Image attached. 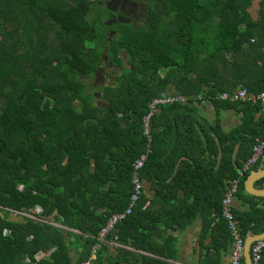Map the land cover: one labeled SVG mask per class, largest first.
<instances>
[{
    "label": "trees",
    "instance_id": "trees-1",
    "mask_svg": "<svg viewBox=\"0 0 264 264\" xmlns=\"http://www.w3.org/2000/svg\"><path fill=\"white\" fill-rule=\"evenodd\" d=\"M253 1L152 0L141 29H133L131 23L119 24V36L109 38L107 34L117 28L102 23L107 11L97 10L90 16L94 2L0 0V264H23L24 257L30 258V264L86 261L108 217L125 211L132 165L141 154L147 156L139 171L143 196L107 237L125 249H118V261L109 257L101 264H129L125 259L131 255L129 247L164 259L146 258V264H169L165 260L174 258L175 238L166 234V228L156 230L159 214L143 209L146 181L156 184V190L175 183L154 181L164 170L160 158L167 134L172 146L184 141L190 144V137H196L198 156L187 169L195 167L201 174L217 177L211 181L216 192L213 188L209 196H196L191 204L183 201L181 206L174 196L168 201L175 210L179 207L178 214L171 211L168 220L181 223L180 229L198 214L208 225L214 224L201 264H219L214 256L231 247L221 202L234 181H238L234 198L250 207L248 211L231 207L241 237L246 240L264 233V197L251 196L244 187L251 172L264 169L261 159L239 177L254 145L264 139L259 102L217 99L220 93L238 87L253 94L264 91V59L255 67L253 57L255 50L264 49V0H258L255 20L248 11ZM156 3L162 8L160 13L155 11ZM14 15L19 27L25 22L28 28L31 53L19 55L11 42L14 31L6 26ZM65 38L69 44L62 43ZM90 42L92 48H88ZM122 55L134 70L123 67ZM104 57L121 72L114 77L115 84L103 86L102 94L96 96L98 89L89 81L107 63ZM160 71H165L164 76ZM161 94L188 100L158 109L151 120L152 141L146 148L141 121L150 100ZM200 95H210L218 109L241 111V125L226 133L218 119L214 126H207L196 116ZM99 100L106 104L100 105ZM158 112L168 114L165 122H160ZM176 124L184 127L182 134ZM202 148L204 155H211L209 166L205 163L208 157H201ZM203 183L195 185L202 187ZM255 187L264 189V178ZM163 199L156 201L162 204ZM149 202L152 206L153 201ZM194 204L202 209L192 211ZM36 207L43 211V220L53 216L52 221L9 219L13 212L28 214ZM103 208L106 212H100ZM30 215L38 217L35 210ZM106 248L101 244L97 250L98 262ZM38 253L47 256L35 261ZM260 264H264V250Z\"/></svg>",
    "mask_w": 264,
    "mask_h": 264
},
{
    "label": "crops",
    "instance_id": "crops-1",
    "mask_svg": "<svg viewBox=\"0 0 264 264\" xmlns=\"http://www.w3.org/2000/svg\"><path fill=\"white\" fill-rule=\"evenodd\" d=\"M244 48L247 47L244 46ZM253 54V57L256 58L255 67H258L261 65L260 58L262 57L264 59V49L258 51L255 50ZM241 60L243 61L244 59H242L241 57ZM195 110L196 116L201 118L207 126H214L216 120L218 119L220 128L225 133L233 130L234 128H237L242 123L243 113H241V111H236L233 108L218 109L214 102H205L203 104H198L195 106ZM157 114L158 117L161 118L160 122H165L166 116L168 114L166 112H158ZM173 119L174 118L172 117V120ZM205 124L203 123L202 125L206 129ZM175 127H177V132L181 134L185 131L184 127H180V125L176 124ZM198 130L199 129L196 130L197 133ZM190 139L192 141L190 144H187L184 141L177 143L176 146L171 145L172 142L168 134L165 136V141L163 140L165 145H163V150L161 152L160 159L161 162H164V170L163 173H160L154 181L159 182L158 179H163L166 182H169V184L171 182H175L173 185L159 186L156 190V184L147 181L144 183V194L147 203H145L143 209L149 210V212L154 211L156 215L159 214L156 218L160 220V222H157L156 230L158 228L160 230L166 228V234L175 238L174 258L170 260H165V262L169 264H201V259H203V257L205 256L207 252V247L210 245L212 233L215 231L213 229L215 228L214 224L211 222L208 225V222L202 220L199 214L196 216V218H193L191 222H184L185 227L182 229L179 228V226H181V223H178V226L177 224H174L175 222L168 220V218L170 217L169 213L175 210L174 208H172L174 205L168 202L170 201L169 198H171V196H174L176 198L177 206H181V203L183 201H186L187 205L191 204L192 200L196 196L203 197L206 193L208 194L207 196L211 195V193L213 192V188L214 193L216 192L215 184L211 182L217 181L216 175L201 174L196 171L195 167H192L191 170L187 169L186 167L189 165H193L196 156H198L196 152V149L198 148V141L194 136L190 137ZM205 147L208 148L210 146ZM201 152V157H208L205 162L208 166L213 163L210 158L211 155H204L205 148H202ZM197 161L200 162L199 157H197ZM261 163L262 165H264V157L261 158ZM199 181H202V183L204 182L202 184V187L195 185V183ZM254 188L258 189L255 187V184ZM159 197H161L162 199L166 198V200L163 199L165 201L162 200L163 203L160 204L159 201H156V198ZM223 199L221 202L222 216ZM149 201H153V203L151 204L152 206H149V203H151ZM231 207L232 209L238 211H248L250 208L246 202L237 198L232 199ZM178 208L175 210L177 214ZM191 209L192 211H199L202 209V207L201 205L194 204ZM104 211L105 209L103 208L100 212ZM49 221H52V219H49ZM170 222L172 223V226H174V229H172ZM54 225L62 227L57 224ZM62 229H64L65 231H69L64 227H62ZM104 244L107 246V248L106 251H102V253L99 255L98 258L100 262L97 261V256H95V259L93 260L92 264H101L104 261L107 262L109 260V257L114 258L116 261H118V259L120 258V252H118V249H120L119 244L117 245L112 241H108L107 239ZM126 249L131 251V255H127L125 258L127 261H129V264H143L147 262L145 260L146 258L164 261V259L157 257L150 252H144L130 247ZM231 249L232 247H229L226 251H223L217 257L214 256V260L218 261L219 264H231L229 261Z\"/></svg>",
    "mask_w": 264,
    "mask_h": 264
},
{
    "label": "built area",
    "instance_id": "built-area-1",
    "mask_svg": "<svg viewBox=\"0 0 264 264\" xmlns=\"http://www.w3.org/2000/svg\"><path fill=\"white\" fill-rule=\"evenodd\" d=\"M218 100L222 102H240V103H257L259 102L260 105V116L264 118V91L260 92L259 94H253L245 87H238L231 92H222L217 97ZM187 97L180 96V95H166L161 94L160 96L154 97L150 100L147 105L146 112L141 121L142 132L145 138V146L146 148L149 147L152 141V134H151V120L158 111V109L162 106H169L174 104H184L187 101ZM197 101H200L201 104L205 102H211L213 99L210 95L204 97L202 95L196 98ZM264 155V139L259 140L256 142L252 149V154L245 162L242 167V171L239 173V177L243 176V173L250 170L259 159H261ZM146 154H141L139 157L134 161L132 165V176H131V191L128 198V204L124 212L113 213L108 217V220L104 227L99 231V234L96 237V245L94 246L93 251H91L90 257L80 263V264H91V262L95 259L97 250L100 248L101 244H104L109 233L112 232L115 227L123 222L127 216H129L133 209L137 206L139 200L143 195V183L139 176V171L142 169L145 161H146ZM238 181H234L231 190L225 193L223 199V216L227 222L228 230L230 231L232 237V244H231V253L229 257V261L231 264H245L244 261V242L245 240L241 237L239 229L237 227L236 222L233 219L232 212H231V201L234 198V194L237 190ZM37 213L40 215L43 211L37 207ZM14 215H23L26 218H34L36 221H43L41 217H35L33 215H27L22 213L13 212ZM32 220V219H31ZM7 232L8 231H4ZM264 250V239L256 241L251 245L250 248V257H251V264H260L262 258V252ZM43 256V253H38L34 256L35 261H39Z\"/></svg>",
    "mask_w": 264,
    "mask_h": 264
},
{
    "label": "rangeland",
    "instance_id": "rangeland-1",
    "mask_svg": "<svg viewBox=\"0 0 264 264\" xmlns=\"http://www.w3.org/2000/svg\"><path fill=\"white\" fill-rule=\"evenodd\" d=\"M48 1L50 3L54 2V0H48ZM88 1L95 3L94 5L95 8L90 12V16L93 15L97 10L103 11V12L107 11L105 12L106 15L104 17H101V20H102V23L107 25L108 27L114 26L117 28L116 32L114 31L113 33L107 34L109 38H113V37L119 36L120 30H121V27H119V24L131 23L133 29H141V27H143L145 24V13L149 9L148 5L151 3L152 0H88ZM154 8L156 12L158 13L161 12L162 8L160 7V3H156L154 5ZM257 10H258V0H255L253 1V4L248 10L251 18L253 17L252 19L254 20L256 19ZM24 24L25 22H22L21 23L22 26L19 27L18 16L14 15L12 19L9 21L8 25L6 26L7 30L14 31L12 33V36L14 37V39L11 42H14V44L17 46L16 52L19 55H22L26 52L31 53V51L29 50L28 44H27L28 28L26 27L24 28ZM50 35L51 36L54 35V29L51 30ZM29 37L33 42L35 41L36 37L34 35V32H31L29 34ZM62 43L69 44V39L65 38L64 40H62ZM90 44L91 46H89L88 48H92L93 44L91 42ZM107 57H104L107 63L105 65L102 64V68H100V72L96 75V78L89 81L90 84H93L98 89L96 92L97 93L96 96H99V94H102L101 88L103 86H111L112 84H115L114 77L117 76L121 72L120 68H114L109 65L111 60L110 58L108 59ZM121 58L123 60V67L129 68L131 71L134 70L132 64H130V60L126 56L122 55ZM164 73L165 71H160L159 75L164 76ZM154 85L156 84L154 83ZM103 103H105L103 100H99L100 105H103ZM36 208H34L31 211V213H29L30 211H28V214L27 213H22V214L30 215L33 213L34 210L36 211ZM16 216L17 215L11 214L9 216V219L13 222H16V221L19 222L22 220V218H24L23 215H20V214L17 217ZM52 218L53 216L47 217L42 222H48L49 219H52ZM30 219L36 222L34 218H30ZM54 226L58 227L56 225ZM58 228H62V227H58ZM3 234L4 236H6L7 232H3ZM94 246L92 247L93 249H94ZM119 247L122 248L120 245ZM93 249H91V251H93ZM46 256L47 254L43 253V256H41L40 258L43 259V258H46ZM30 262L31 261L29 257H24L22 259L23 264H30Z\"/></svg>",
    "mask_w": 264,
    "mask_h": 264
},
{
    "label": "water",
    "instance_id": "water-1",
    "mask_svg": "<svg viewBox=\"0 0 264 264\" xmlns=\"http://www.w3.org/2000/svg\"><path fill=\"white\" fill-rule=\"evenodd\" d=\"M264 178V170L249 174L247 177L244 187L247 194L255 197H264V189H255L254 184ZM264 239V233L256 236L248 237L244 242V261L245 264H251L250 248L253 243Z\"/></svg>",
    "mask_w": 264,
    "mask_h": 264
},
{
    "label": "clouds",
    "instance_id": "clouds-1",
    "mask_svg": "<svg viewBox=\"0 0 264 264\" xmlns=\"http://www.w3.org/2000/svg\"><path fill=\"white\" fill-rule=\"evenodd\" d=\"M35 212H36V214H37L38 217H40V215L42 214V213H41V214L39 215V214L37 213V211H35Z\"/></svg>",
    "mask_w": 264,
    "mask_h": 264
}]
</instances>
